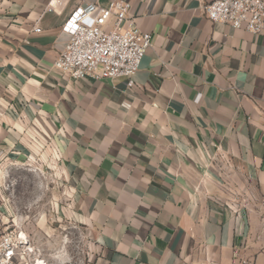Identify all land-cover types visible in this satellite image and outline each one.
Listing matches in <instances>:
<instances>
[{
  "label": "crops",
  "instance_id": "crops-1",
  "mask_svg": "<svg viewBox=\"0 0 264 264\" xmlns=\"http://www.w3.org/2000/svg\"><path fill=\"white\" fill-rule=\"evenodd\" d=\"M113 1L0 0V187L52 174L81 264H264V37L213 0H123L152 34L135 86L55 69L73 14Z\"/></svg>",
  "mask_w": 264,
  "mask_h": 264
},
{
  "label": "built area",
  "instance_id": "built-area-1",
  "mask_svg": "<svg viewBox=\"0 0 264 264\" xmlns=\"http://www.w3.org/2000/svg\"><path fill=\"white\" fill-rule=\"evenodd\" d=\"M130 10L123 0L107 8L80 7L65 25L69 40L54 68L76 81L124 79L132 89L152 34L128 17ZM202 12L214 24L264 37V0H213ZM40 256L29 235L16 228L11 204L0 198V264H52Z\"/></svg>",
  "mask_w": 264,
  "mask_h": 264
},
{
  "label": "rangeland",
  "instance_id": "rangeland-1",
  "mask_svg": "<svg viewBox=\"0 0 264 264\" xmlns=\"http://www.w3.org/2000/svg\"><path fill=\"white\" fill-rule=\"evenodd\" d=\"M62 186L46 169L33 164L11 167L2 179L0 198L9 202L18 230L30 237L41 259L53 252L62 258L55 264H81L87 252L86 231L60 220L65 203Z\"/></svg>",
  "mask_w": 264,
  "mask_h": 264
}]
</instances>
